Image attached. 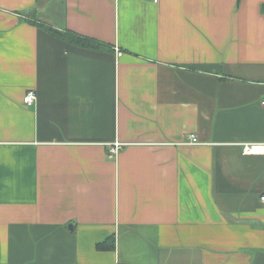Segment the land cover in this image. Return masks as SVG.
Instances as JSON below:
<instances>
[{
    "label": "crops",
    "instance_id": "1",
    "mask_svg": "<svg viewBox=\"0 0 264 264\" xmlns=\"http://www.w3.org/2000/svg\"><path fill=\"white\" fill-rule=\"evenodd\" d=\"M263 102L264 0H0V264H264Z\"/></svg>",
    "mask_w": 264,
    "mask_h": 264
},
{
    "label": "built area",
    "instance_id": "2",
    "mask_svg": "<svg viewBox=\"0 0 264 264\" xmlns=\"http://www.w3.org/2000/svg\"><path fill=\"white\" fill-rule=\"evenodd\" d=\"M154 2H158V0H154ZM120 54V53H119ZM37 99L36 93L34 91H29L24 97V104L26 106H32ZM264 106V102H263ZM198 143V139L195 135L190 137L189 144L196 145ZM117 154V148H112L109 157L114 158ZM243 154L244 155H264V143L260 144H245L243 146ZM262 204H264V195L260 198Z\"/></svg>",
    "mask_w": 264,
    "mask_h": 264
},
{
    "label": "trees",
    "instance_id": "3",
    "mask_svg": "<svg viewBox=\"0 0 264 264\" xmlns=\"http://www.w3.org/2000/svg\"><path fill=\"white\" fill-rule=\"evenodd\" d=\"M50 31V33L55 36L58 37L60 39H63L65 42L70 43V44H79V45H86L87 43H85L84 41L86 39H84L83 37L70 32V31H66V32H59V31H55L52 29H48ZM90 41V47H96V44H99L97 42H94L93 40H89ZM99 249L102 250H113L115 249V242H114V238H110L108 239L104 244L102 245H98Z\"/></svg>",
    "mask_w": 264,
    "mask_h": 264
}]
</instances>
